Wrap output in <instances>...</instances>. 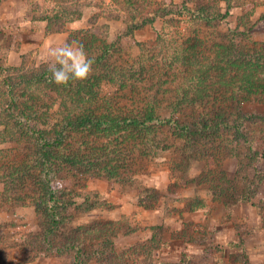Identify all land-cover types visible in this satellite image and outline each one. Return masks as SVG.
<instances>
[{
    "label": "trees",
    "instance_id": "obj_1",
    "mask_svg": "<svg viewBox=\"0 0 264 264\" xmlns=\"http://www.w3.org/2000/svg\"><path fill=\"white\" fill-rule=\"evenodd\" d=\"M52 2L69 5L66 0ZM106 8L116 13L115 19L127 16L125 34L111 40L109 27L92 17L89 27L70 31L64 42L83 44L94 59L88 79L57 86L47 67L22 73L16 82L5 78V109L0 102V136L10 145L0 149L5 200L12 206H32L39 217L38 230L27 236L30 248L38 255L68 252L72 264H89L98 255L102 264H113L121 255L111 243L116 230L83 245L77 230L69 232V214L79 207V195L68 186L90 178L135 186L139 175L162 154L180 155L182 161L176 166L182 167L210 155L211 148L217 150L227 131H235L236 146L218 150L232 155L246 135L242 119L257 116V110L250 113L246 104L264 103L263 36L258 41L238 29L219 33L210 41L201 35L202 28L226 23L230 12L209 14L205 7L174 11L163 9L157 0H111ZM40 10L39 21L51 31H64L83 18L79 4ZM176 15L193 25L176 58L142 53L132 57L123 51L124 40L134 39L136 31L158 19H167L168 24V18ZM178 28L179 42L177 35H185L187 29ZM3 67L0 64V71L21 72ZM198 85L203 86L201 90L196 89ZM203 92L204 97L195 96ZM188 109L193 112L190 117L184 112ZM219 156L223 155L215 159ZM217 172L232 184L224 171ZM137 189L143 194L139 203L147 209L158 202L156 188L140 184ZM97 245L100 254L93 251ZM5 254L0 247V264H7L2 259ZM124 259L116 263L126 264L128 257Z\"/></svg>",
    "mask_w": 264,
    "mask_h": 264
},
{
    "label": "rangeland",
    "instance_id": "obj_2",
    "mask_svg": "<svg viewBox=\"0 0 264 264\" xmlns=\"http://www.w3.org/2000/svg\"><path fill=\"white\" fill-rule=\"evenodd\" d=\"M66 1L69 5L52 0H0V64L4 69L20 68L21 71H0L2 109L7 102L5 78L16 82L22 73L47 67V48L62 45L70 31L89 27L92 17H99L98 24L109 27L111 40L126 33L123 19L127 16L115 19L116 13L106 8L111 0ZM157 2L163 9L174 11L183 7L192 11L205 7L209 14L230 12L226 23L201 29L206 41L230 29L246 32L258 41L263 36L264 40V28H260L264 23V0ZM74 4L80 5L83 18L67 25L64 31H51L46 22L38 19L40 7L45 10L48 6ZM168 20L165 24L167 19H158L153 25L136 31L134 39L122 41L123 51L132 57L142 53L145 57L163 58L168 54L170 60L176 58L181 42L187 39V31L193 25L177 15ZM176 28L187 29L185 35H177L179 42ZM202 87L198 85L196 89ZM195 96L204 97V92ZM246 106L250 107V113L257 110V116L242 119L246 120V135L232 155L218 150L236 146L235 131H227L217 142V150L211 148L210 155L201 160L192 159L182 167L176 166L182 161L180 155L175 152L162 154L139 175L135 186L98 178L68 186L79 195V207L69 214L72 221L69 232L77 230L78 242L83 245L86 240L116 230L117 237L112 238L111 243L113 250L121 255L120 258L116 256L117 263L128 257L126 264H264V118L258 117H264V103H247ZM184 112L188 117L193 115L191 109ZM3 138L0 136V149L10 146L3 143ZM218 154L223 156L215 159ZM175 166L177 169L173 171ZM217 171H224L232 184L226 183ZM80 184L85 187H79ZM140 184L158 190L159 200L151 209L139 203L142 193L137 188ZM3 194L4 185L0 179V247L6 253L2 259L7 260V264L11 261L13 264H72L68 252L61 256L38 255V251L29 247L27 236L38 230L39 217L32 206L7 204ZM228 199L230 201L225 204ZM100 248L97 245L93 251L100 254ZM100 258L96 256L89 264H102Z\"/></svg>",
    "mask_w": 264,
    "mask_h": 264
},
{
    "label": "clouds",
    "instance_id": "obj_3",
    "mask_svg": "<svg viewBox=\"0 0 264 264\" xmlns=\"http://www.w3.org/2000/svg\"><path fill=\"white\" fill-rule=\"evenodd\" d=\"M45 60L50 80L57 86L84 81L94 70V59L76 41L48 47Z\"/></svg>",
    "mask_w": 264,
    "mask_h": 264
}]
</instances>
